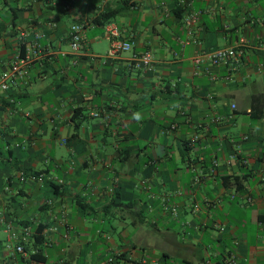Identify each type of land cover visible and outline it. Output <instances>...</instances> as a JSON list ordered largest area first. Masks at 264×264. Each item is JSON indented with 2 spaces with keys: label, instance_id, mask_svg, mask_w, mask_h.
I'll return each mask as SVG.
<instances>
[{
  "label": "crops",
  "instance_id": "1",
  "mask_svg": "<svg viewBox=\"0 0 264 264\" xmlns=\"http://www.w3.org/2000/svg\"><path fill=\"white\" fill-rule=\"evenodd\" d=\"M126 1L0 0V264H264V0Z\"/></svg>",
  "mask_w": 264,
  "mask_h": 264
},
{
  "label": "built area",
  "instance_id": "2",
  "mask_svg": "<svg viewBox=\"0 0 264 264\" xmlns=\"http://www.w3.org/2000/svg\"><path fill=\"white\" fill-rule=\"evenodd\" d=\"M85 25L83 23H75L70 28L69 40L72 48V52L75 55L84 53L86 50ZM106 30L110 39V47L107 52V57L117 58L123 52L131 51L133 49V43L121 38V33L118 27L112 23L106 25ZM39 37V36H38ZM244 41H241L237 46L220 47L212 50H208L200 56L194 57V62L197 65L204 64L206 68L208 65H218L221 63H228L232 60H238L244 54ZM30 63V57H20L12 66L10 72L6 75L5 79L0 83L1 89H7L9 87L8 80L15 79L21 72L23 65ZM153 56L151 51H145L140 54H134L131 59L132 67L138 69H149L152 67ZM99 115V113H96ZM251 200V198H249ZM18 250L26 254L24 246H18ZM233 256L230 257L232 261ZM137 264H160L159 260L143 257Z\"/></svg>",
  "mask_w": 264,
  "mask_h": 264
},
{
  "label": "trees",
  "instance_id": "3",
  "mask_svg": "<svg viewBox=\"0 0 264 264\" xmlns=\"http://www.w3.org/2000/svg\"><path fill=\"white\" fill-rule=\"evenodd\" d=\"M126 2H128V0ZM125 6H126V3L118 5L117 7H114V8H107L100 15L96 16V18L94 20L98 24H103L104 21H108L111 18L115 17L119 12H121L125 8ZM3 29H4V27H0V35H1V32L3 31ZM78 113H79V110H76V113L74 114L73 119L77 120ZM79 125H80V121H78L76 123V128H78ZM34 237H35V243H41L44 241V235H43L42 227H38L36 229ZM37 254H38V252H36V253L33 252L31 254V257H35V256H37Z\"/></svg>",
  "mask_w": 264,
  "mask_h": 264
}]
</instances>
